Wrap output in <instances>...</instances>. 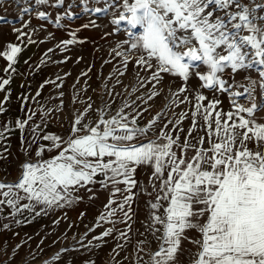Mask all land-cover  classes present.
Instances as JSON below:
<instances>
[{
  "label": "snow or ice",
  "instance_id": "snow-or-ice-1",
  "mask_svg": "<svg viewBox=\"0 0 264 264\" xmlns=\"http://www.w3.org/2000/svg\"><path fill=\"white\" fill-rule=\"evenodd\" d=\"M81 2L85 12L91 11L99 17L111 12L113 32L105 33L103 38L125 33L126 39L118 41L110 53L121 58L123 67L116 71L125 75L131 63L139 69L136 75L140 87L152 83L156 90L137 96L140 103L125 100L111 114L114 89L105 83L104 93L100 95L102 106L94 107L96 101L88 97L86 107L81 110L74 107L80 100L74 84L69 130L64 135H42L40 140L48 143L22 138L24 159L19 162V179L15 183L0 181V206L14 209V217L25 210L40 216L48 209L71 206L83 199L80 189H86L96 182L94 177L100 176L99 183L105 189L111 187V192L104 206L106 211L97 223L107 221L112 227L93 240L102 241L118 231L117 241L130 242V222L135 217L132 204L137 196L133 190L141 186L135 174L140 167H149L152 172L148 184L152 191L148 186L142 188L148 197L153 192L156 195L147 202L148 215L142 222L144 232L139 233L144 239L137 241L135 264H264V123L256 118V113L264 110V0H93L103 2L105 7L92 9L87 7L88 0ZM14 3L19 6L20 0ZM34 3L59 8L64 0H56L54 4L50 0H34ZM32 10L29 7L21 10L22 28L14 29L17 40L28 35V42H35L23 31L29 23L23 16ZM65 15L70 19L72 13L66 11ZM37 18L46 20V13L38 11ZM61 19L60 15L56 16L57 27ZM0 23L12 24V21L0 16ZM91 27H99L96 20L83 25L85 29ZM70 35L73 39L61 41L57 47L66 50L73 43L87 42L75 40V32ZM21 51L12 43L0 51V57L8 62L4 69L8 76L0 80V92H5L0 100V115L7 111L5 105L11 90L6 86L16 72L14 66ZM66 62L67 59L60 61ZM90 71L91 67L80 77ZM141 71L148 75L140 76ZM252 71L256 72V78ZM241 72L246 73L243 77L246 83L235 79ZM193 74L201 87L226 93L230 97V110L219 108V99L203 105L200 102L207 97L197 92L192 124L183 141L181 125L187 112L174 121L166 120L167 113L161 110L144 127L138 125L137 118L142 119L143 113L149 111L143 105L162 93L163 88L157 85L162 86L165 76L173 77V82L182 81L176 92L169 87L173 99L165 105L178 107L189 101L188 96L182 100L179 96L187 92L186 85ZM68 75L57 76L61 84L56 86L61 87ZM47 83L41 84L31 99L36 100ZM137 91L138 88H133L129 95ZM105 95L110 99L106 100ZM63 96L60 92L61 104L57 110L63 108ZM241 97L250 103L249 107L238 102ZM17 99L21 100L25 118L18 117L15 128L21 134L28 129L36 136L41 128L33 120L36 110L28 107L29 96L21 95ZM198 116L202 117L203 126ZM40 118L45 117L42 114ZM201 128L205 135L193 136ZM12 130L8 123L0 124V142ZM33 144H37L34 154ZM189 151L192 156L188 155ZM5 153L11 155L7 145L0 150V160L7 159ZM24 201L27 203H21ZM118 224L126 228L118 229ZM83 240L81 237L78 243L91 251L92 241L84 244ZM185 242L195 251L186 249ZM124 247L118 242L112 251L118 255L117 249ZM67 251L53 255L46 264H68L61 259ZM185 253L187 261L182 259Z\"/></svg>",
  "mask_w": 264,
  "mask_h": 264
},
{
  "label": "rangeland",
  "instance_id": "rangeland-1",
  "mask_svg": "<svg viewBox=\"0 0 264 264\" xmlns=\"http://www.w3.org/2000/svg\"><path fill=\"white\" fill-rule=\"evenodd\" d=\"M55 2L56 0H50V4H54ZM69 4L73 5L70 9L67 7ZM24 7L34 9L23 16V20L29 22L28 26L24 27L23 30L35 42L29 43V36L25 35L23 43L30 44L36 48L37 56L40 58H38L36 69L26 72V80L23 79L24 87H19L16 83L10 87L11 95L9 104L14 107V111L0 115V124L8 123L13 129L7 139L0 142V150H2L4 145H7L8 151L11 153V155L5 153L7 159L0 160V181L4 183H15L19 179V162L24 159L22 154L24 149L21 147L22 138L26 137L28 140L34 139L39 143H48L40 140V137L45 134L52 136L67 133L72 118L71 109L73 107L72 97L74 94V84L80 97V100L75 103L74 107L81 110L86 107L85 102L88 101V97H92L96 101L94 107L98 105L102 106L100 104V95L104 93L102 85L105 83L109 89H114L113 96L115 97V103L112 105L113 111L111 114H115V109L125 100H128L129 103L132 101L140 103V101L136 100L137 96L146 95L150 91L156 90L153 89L152 83L140 87V82L136 75L139 69L133 67L131 63L128 65L125 75L121 76L116 71L118 67H123L121 58L115 57L114 54L110 55V53L118 41L126 39V35L124 32H120L116 35H109L103 38L105 33L113 32V26L110 24L112 18L111 12L105 17H99L98 14H93L91 11L85 12L84 4L81 0H64L63 6L59 8L47 5L37 6L34 0H20L19 6L14 3V0H0V8L4 9L6 14L10 11L12 18L9 20L11 21L17 19L22 22L20 20V12ZM87 7L89 9L96 7L103 8L105 5L103 2L94 3L93 0H88ZM38 11H44L47 19L43 21L38 19ZM66 11L72 13L70 19L65 15ZM118 14L117 12L116 15ZM57 15L62 17L59 27L55 25ZM90 20H96L99 27L83 28V25L89 23ZM14 26L12 25V27ZM73 32H75V40H85L87 42L83 44L73 43L72 45H68L66 50H64L63 46L57 47L61 41L73 39V36L70 35ZM49 49H53V51L48 52ZM0 51H2V48H0ZM78 58H80L79 63H77ZM65 59H67L66 63H60V61ZM106 61L111 62L106 63ZM89 67H91V71L88 75L80 77V74L87 71ZM200 71H203V68ZM65 73H70V75L63 80L61 87H57L56 85L61 84L57 76L63 77ZM18 74L22 77L25 73L15 72L11 80H17ZM147 75L148 73L140 72V76L142 77H146ZM245 75L246 73L241 72L236 75L235 79H241ZM251 75L254 78L256 72L252 71ZM7 76V73L0 71V80L7 78ZM77 77H80L78 83ZM45 81H49V83L44 86L41 95L36 100L31 99V97L35 96L40 85ZM85 81H87V84ZM181 85L182 81L180 79H175L173 82V77L165 76L162 86L157 85L158 88H163L162 93L154 97L153 100L148 101V104L143 105L144 107H148L149 111L143 113L142 119L137 118L138 125L144 127L161 110L167 113L166 120L172 119L174 121L179 119L181 113L187 112L188 116L181 125L184 129V132L180 133L181 141H183L184 135L187 134V130L192 124L191 113L195 111L194 105L197 103L195 100L197 92L207 97L205 101L200 102L203 105H207L210 100L219 99L221 101L219 108L225 112L231 108L230 97L226 93L201 87V82L194 74L187 82V92L179 96L180 100L185 95L188 96L190 102L180 103L178 107L176 105L165 107L173 99L169 92V87H171L172 92H176ZM85 88L86 91H81ZM133 88H138L139 91L129 95V93H132ZM238 90L243 91V89ZM60 92L64 93L62 97L63 108L62 110H57L61 104V98H59ZM2 93L4 92H0V96ZM21 95H28V107L36 110L37 114L33 117V120L41 128V131L36 136H33L28 129L21 134L15 128V120L18 117L25 118V112L21 111L20 108L21 100L17 99ZM104 98L106 100L110 99L107 95ZM238 102L244 107L250 106L248 101H241V98ZM256 102H260L258 92ZM42 114L45 117L44 119L40 118ZM256 118L258 122L264 123V110L256 113ZM197 119L199 124L203 126L204 122L202 117L198 116ZM160 126L162 127L163 125L161 124ZM201 135H205L203 128L193 132V136L195 137ZM191 142L194 143L195 141ZM36 147L37 144L31 146L33 154ZM192 154L189 151L188 155L192 156ZM48 155H51V153ZM18 156L19 160L17 159ZM151 172V168L142 166L135 174V178L140 182L141 186L133 190L137 193V196L132 204L135 217L134 221L130 222L132 223V231L129 233L131 237L130 242L124 240L117 241L116 237L119 236L118 231L113 232L110 237H105L102 241L93 240V237L99 236L103 231L112 227L107 221L97 223L100 220L101 214L106 211L104 206L107 204L111 192V187L105 189L99 183L102 179L100 176L94 177L93 179L96 182L86 186V189H80L79 195L83 199L76 201L71 206L55 208V210L48 209L46 214L40 216H36L34 213L25 210L23 213H16L14 217V209L7 206H0V264H46V261H49L53 255L62 250H68L66 255L61 256V259L67 261L68 264H85L86 261H93L94 264H135L137 241L144 239L139 233L144 232L142 222L148 215L147 202L154 200L156 195L153 192L152 197H148L142 188V186H148V190L152 191L151 186L148 184ZM74 195L76 194L74 193ZM90 195L93 198L89 199ZM21 203L27 202L24 201ZM36 210L39 211L38 208ZM25 219L29 221L24 222ZM116 227L118 229H125L126 225L118 224ZM90 229L94 230L89 231ZM81 237H84V244L92 241L94 246L91 248V251L83 249L80 243H78ZM118 242L124 244L125 247L123 250L117 249L119 253L117 255L112 250ZM155 247L156 244L154 242L152 248L155 249ZM184 247L191 249L192 252L195 251L193 246L187 242L184 243ZM75 249L80 250L76 251ZM10 257L14 258L10 259ZM182 259L187 261V253H185Z\"/></svg>",
  "mask_w": 264,
  "mask_h": 264
},
{
  "label": "crops",
  "instance_id": "crops-1",
  "mask_svg": "<svg viewBox=\"0 0 264 264\" xmlns=\"http://www.w3.org/2000/svg\"><path fill=\"white\" fill-rule=\"evenodd\" d=\"M0 16H4L6 19H10L12 18V16L10 15V11L5 12L4 9L0 8ZM22 23L18 21L17 19H14V21H12V24H3L0 23V48H2V51L5 50V45L8 43H12L15 46H18L22 49L21 53L18 54V58H17V63L14 66L16 68V72L18 73H25L22 77L21 75L18 74L17 80L14 79L15 81L11 80L9 87H12L11 85H13L14 83H16L19 87H21V85L23 84V79L26 80V72H30L36 69V65L38 64V57L37 56V50L36 48L32 47L30 44L27 43H23V40H25V36L21 39V40H17V35L18 33H16L14 31V29H20L22 28ZM18 24V25H17ZM12 25H15L14 27H12ZM25 32V30H23ZM34 45V44H32ZM25 61H28V63H25ZM8 62L6 60H4L3 57H0V71L4 72V69L7 67ZM30 76V74H28ZM243 77L241 79H236L237 82H246L243 80ZM254 78H256V76H254ZM24 85V84H23ZM15 87V86H14ZM5 95V92L2 93V95L0 96V100H3V97ZM247 101L246 99H244L243 97H241V101ZM6 108L7 111L6 112H10V111H14V107L10 106L9 101L6 103ZM19 110L20 108L17 107ZM52 210H55V208H53ZM86 218V217H85ZM19 219V218H18ZM21 219V218H20ZM23 222V220H21ZM29 221L28 219H25L24 222ZM20 223V222H19Z\"/></svg>",
  "mask_w": 264,
  "mask_h": 264
}]
</instances>
